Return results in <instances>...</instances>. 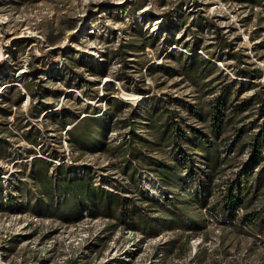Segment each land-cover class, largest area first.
Masks as SVG:
<instances>
[{"label":"rangeland","instance_id":"1","mask_svg":"<svg viewBox=\"0 0 264 264\" xmlns=\"http://www.w3.org/2000/svg\"><path fill=\"white\" fill-rule=\"evenodd\" d=\"M140 104L186 130L184 165L165 117L130 133ZM262 110L264 0H0V264H264ZM177 159L166 186L157 168ZM80 177L118 198L115 217L106 202L48 215Z\"/></svg>","mask_w":264,"mask_h":264},{"label":"trees","instance_id":"2","mask_svg":"<svg viewBox=\"0 0 264 264\" xmlns=\"http://www.w3.org/2000/svg\"><path fill=\"white\" fill-rule=\"evenodd\" d=\"M226 43V42H225ZM227 45V47H229V44H225ZM232 57L237 58L236 54H231ZM248 75H250V72H247ZM251 73H256L257 75L255 77H257L258 75H260V71L259 70H252ZM139 107V108H138ZM137 107V109L141 110V112L137 113V114H133L131 117L128 118L127 124L126 126L129 128V131L131 134H134L135 129H136V119H140L141 122L139 123V125H143L146 126L150 129H152V125L155 123V119L153 118V116L155 117H165L164 119H167L161 126H159L158 128L162 129V135H168V138H173L175 136V138L173 139V143L175 145V149L179 151L180 157L181 159H183L181 161V159H177L175 161V164H173V166L168 167V169L166 171L160 169L159 167L157 168L158 171V177L161 178V180L163 181V183H165L166 186L170 185V182L173 181L178 182V181H182V179H179L176 177V167L177 165L181 162H184L186 158H184V155H182V150L180 149V145L179 142H183V144H185V142H187L188 140H186V130H183V128L181 126H179L178 124L173 125V122L168 121V119H172L173 115L171 113V111L169 109H164L162 112H157V108L154 106H152L151 108H148L146 105L144 104H140ZM221 111V110H220ZM160 113V114H159ZM161 113H165V114H161ZM220 113V112H219ZM164 115V116H163ZM223 114H221L222 116ZM262 117H264V110H262ZM214 122L216 123L217 126V122L219 121V116L216 114V112L214 113V117H213ZM146 122V123H143ZM69 135H71V142H73L74 144H76L78 146L79 149H83L86 145V141H87V136L79 130L78 125H74L71 130L67 131ZM170 133H172V136H170ZM166 135V136H167ZM125 143V146L128 149H131L130 151V155L131 157L139 162V161H143V160H147L149 161V163L154 164H159L157 161H154L152 159H150L148 156H144L143 154L139 153L138 151L136 152V148L133 146L134 144V140L130 139V140H123ZM99 147H103L105 144L101 143L99 144ZM202 149V148H201ZM148 157V158H146ZM210 163V160H208ZM216 163V161H214V164ZM211 168V165L209 166ZM209 168V169H210ZM242 177H249V172H245L243 175H239V178L241 179ZM60 181H63L60 179ZM59 182H54L53 183V189L52 190H46V194H48L50 201L52 202V194L53 191L58 189V184ZM65 187H66V194H69L70 198H72L74 200L73 204L67 201V198H64L61 200V203L55 207H53V202L48 205V206H44V210L48 213V215L50 216H55V215H59L60 217H63V220L69 221V220H77L79 219V216L81 215V211L84 210L87 206V204H92L94 206H100L103 205L104 202H106L108 204V206H113V212L114 213H109V217H115L116 216V212H118V210H120L123 205L118 201V198L116 199H110L109 194L105 193L102 189L96 188V186H94V183L91 181V179H87L84 177H80L77 178L75 180H68L65 182ZM71 187V188H70ZM76 187V188H75ZM194 196L196 197V199L198 198V194H194ZM241 196H242V189H239V187L237 186H230L227 190V192H225L224 196H223V202L226 206V208L230 209V218L231 220H234V218L236 217V210L240 207L241 205ZM199 200H196V203H199ZM64 205H69V209L67 211H63V206ZM203 205V202H202ZM122 213V217L126 216V219L128 220H132L133 218H128V215H130V217H134L136 216V213L132 212L130 214L129 210H126L124 212H120ZM73 217V218H70ZM140 219V218H138ZM182 219L183 218H167L166 220H164L162 222V226L169 229L171 228L173 225H183L182 223ZM128 220H126V222L128 223ZM140 222L144 224V226L149 227L150 225L155 227V225L152 224V222H154L153 217H148L145 216L144 218L140 219ZM160 223V222H159Z\"/></svg>","mask_w":264,"mask_h":264}]
</instances>
